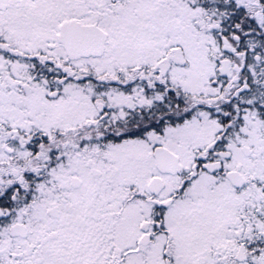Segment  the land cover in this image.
<instances>
[{
	"label": "snow or ice",
	"instance_id": "6c2138e0",
	"mask_svg": "<svg viewBox=\"0 0 264 264\" xmlns=\"http://www.w3.org/2000/svg\"><path fill=\"white\" fill-rule=\"evenodd\" d=\"M0 264H264V0H0Z\"/></svg>",
	"mask_w": 264,
	"mask_h": 264
}]
</instances>
